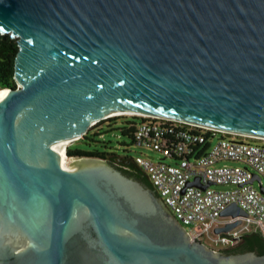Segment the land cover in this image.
Returning <instances> with one entry per match:
<instances>
[{"label": "water", "instance_id": "1", "mask_svg": "<svg viewBox=\"0 0 264 264\" xmlns=\"http://www.w3.org/2000/svg\"><path fill=\"white\" fill-rule=\"evenodd\" d=\"M0 33L17 43L16 86L0 91V264H264L191 239L103 156L64 167L54 147L110 109L264 138V0H0Z\"/></svg>", "mask_w": 264, "mask_h": 264}, {"label": "built area", "instance_id": "2", "mask_svg": "<svg viewBox=\"0 0 264 264\" xmlns=\"http://www.w3.org/2000/svg\"><path fill=\"white\" fill-rule=\"evenodd\" d=\"M129 115L141 117L134 124L132 141L150 147L158 156L125 157L146 174L175 218L191 225L194 231L186 230L191 239L221 249L232 245L239 235L248 231L264 235V191L261 189L264 188V143L246 139L264 138L169 116ZM195 177L206 186L188 183ZM232 202L242 208L245 215L222 214L221 210ZM237 218L239 222L230 229L214 231L215 227Z\"/></svg>", "mask_w": 264, "mask_h": 264}, {"label": "rangeland", "instance_id": "3", "mask_svg": "<svg viewBox=\"0 0 264 264\" xmlns=\"http://www.w3.org/2000/svg\"><path fill=\"white\" fill-rule=\"evenodd\" d=\"M111 121H102L91 124L85 134L76 138L68 147L72 150L80 149L84 151H98L105 154L125 155L136 158L138 155L150 156L156 158L158 153L150 147L142 146L134 143L131 137L121 131V127L125 126V120L129 114H122ZM234 136V135H233ZM251 142L264 143L263 139L246 138ZM71 157V155H69ZM75 158V155L73 156ZM229 164H236L238 161L222 160ZM215 187H226L225 185L212 184ZM187 231L193 232L190 224H182Z\"/></svg>", "mask_w": 264, "mask_h": 264}, {"label": "trees", "instance_id": "4", "mask_svg": "<svg viewBox=\"0 0 264 264\" xmlns=\"http://www.w3.org/2000/svg\"><path fill=\"white\" fill-rule=\"evenodd\" d=\"M17 51V43L16 39L11 37L9 33H0V87H15L16 83L13 78V67H14V57ZM119 116L125 115H114L106 118L100 119L98 122L102 121H111ZM141 117L136 115H130L125 120V126H122L120 129L123 133L128 134L132 138V131L134 124ZM86 133V132H85ZM85 136V134L83 135ZM66 153L68 155L75 154H87V155H98L103 156V152L98 151H84L80 149L72 150L69 147L66 149ZM125 172L129 175L136 174L138 177L145 180L151 187L152 184L147 178L146 174L142 171L138 170L137 172H132V170L125 169ZM153 188V187H152ZM157 194V193H156ZM221 249L225 250H246V249H254L259 253L264 252V235L260 234L257 231H248L239 235L234 243L228 247H222Z\"/></svg>", "mask_w": 264, "mask_h": 264}, {"label": "bare ground", "instance_id": "5", "mask_svg": "<svg viewBox=\"0 0 264 264\" xmlns=\"http://www.w3.org/2000/svg\"><path fill=\"white\" fill-rule=\"evenodd\" d=\"M4 89H7V87H1L0 91H2ZM132 113H134V114H149V113L134 111V110H129V109H110V110H103V111L99 112L98 114H95L88 121L91 122V121L97 120L101 117L109 116V115L132 114ZM85 126H83V127H85ZM77 131H78V129H73V130L64 132V133L60 134L59 136H57L54 140V147L59 151L57 160L64 167H77V166H80V165L87 163V161H85V160H81V159L77 160V158L70 157L65 151L67 143L77 133Z\"/></svg>", "mask_w": 264, "mask_h": 264}, {"label": "flooded vegetation", "instance_id": "6", "mask_svg": "<svg viewBox=\"0 0 264 264\" xmlns=\"http://www.w3.org/2000/svg\"><path fill=\"white\" fill-rule=\"evenodd\" d=\"M115 157H119V158H125V155H117V154H104V158L106 159V161L110 162L112 165H114L115 167L119 168L121 171L125 172V169L122 168L120 166L119 163H121L119 160H116ZM132 167V172H137L138 169L136 167V165L129 159H127ZM126 173V172H125ZM128 174V173H127ZM130 176H133L135 178H138L139 180H141L144 184H146L147 186H149L151 188V190H153V188L145 181L143 180L142 178L138 177L136 174H133V175H130ZM154 193L156 194L155 190H153ZM154 194V195H155ZM220 250H223L224 252H238L237 250H225V249H220ZM242 251V250H241Z\"/></svg>", "mask_w": 264, "mask_h": 264}]
</instances>
